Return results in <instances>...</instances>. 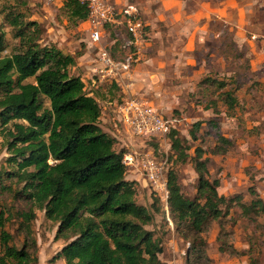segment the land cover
Returning a JSON list of instances; mask_svg holds the SVG:
<instances>
[{
    "label": "rangeland",
    "instance_id": "rangeland-1",
    "mask_svg": "<svg viewBox=\"0 0 264 264\" xmlns=\"http://www.w3.org/2000/svg\"><path fill=\"white\" fill-rule=\"evenodd\" d=\"M66 1L0 0L4 37L0 58L22 46L18 30L9 25L17 16L25 35L32 34L38 46H53L74 57L70 74L84 80L86 91L96 98L100 127L115 139L114 150L152 149L156 159L165 161L166 173H176L181 194L189 200L198 195L196 151L201 153L200 161L206 160L209 178L219 181L218 194L231 199L228 216L208 220L201 232L191 230L183 220L174 217V221L171 215L170 228L161 210L156 211L155 197L142 174L131 171L125 176L135 182V203L153 218L145 229L161 243L158 257L162 264H264V213L244 209L252 199L250 188L264 203V58L255 50L259 37L249 43L222 22H212L210 28L219 36L213 39L210 35L203 41L205 34L198 33L196 41L188 43L185 27L165 22L148 24L137 1L128 0L139 8L146 23L143 56L116 83H100L93 75L99 47L89 42L82 21L71 17ZM246 36L251 37L248 32ZM125 40L123 31L107 27L101 44L110 47L112 56L120 60L130 52ZM226 91L237 98L232 110H228L223 96ZM125 97L149 104L171 122L187 147L184 160L176 158L168 137L147 141L127 131L113 112V104ZM47 109L48 101L43 100V110ZM196 122L201 126L194 139L191 131ZM7 144L8 138L0 132V212L4 213V231L11 236L8 245L21 249L27 242L26 248L34 252L37 264H65L62 259H52L70 240L56 238L58 224L18 194L22 184L7 178L16 168L7 161ZM29 211L35 217L25 233L21 214ZM189 244L195 246L196 253H187Z\"/></svg>",
    "mask_w": 264,
    "mask_h": 264
},
{
    "label": "trees",
    "instance_id": "trees-1",
    "mask_svg": "<svg viewBox=\"0 0 264 264\" xmlns=\"http://www.w3.org/2000/svg\"><path fill=\"white\" fill-rule=\"evenodd\" d=\"M65 6L71 17L85 20L86 8L77 0H67ZM9 25L18 30L22 46L0 58V132L8 138L7 161L16 167L7 178L22 184L18 194L58 224L56 238L70 240L52 261L162 264L158 257L161 243L145 229L153 218L135 203V182L125 178L127 171L121 163L124 151L114 150L115 139L100 127L96 98L78 76L70 74L74 57L53 46H38L32 34L25 35L17 16ZM3 41L0 27V52ZM232 91L223 95L228 110L237 104ZM43 100L48 101L47 110H43ZM200 126L199 122L192 125V138ZM168 139L176 158L184 160L187 147L176 131L171 130ZM196 152L197 197L189 200L181 194L172 170L167 174V189L172 219L183 220L191 230L201 232L208 220L228 216L231 199L218 194L219 181L209 178L206 160L200 161L201 153ZM249 192L252 199L244 209L264 213V203L256 191L250 188ZM154 201L156 211L161 210L158 199ZM21 217L28 233L35 214L29 211ZM10 239L0 212V264H37L27 242L17 249L8 245ZM191 250L196 253L195 246L189 244L187 253Z\"/></svg>",
    "mask_w": 264,
    "mask_h": 264
},
{
    "label": "built area",
    "instance_id": "built-area-1",
    "mask_svg": "<svg viewBox=\"0 0 264 264\" xmlns=\"http://www.w3.org/2000/svg\"><path fill=\"white\" fill-rule=\"evenodd\" d=\"M87 11L85 32L89 42L99 47L96 56L94 77L100 83L117 82L141 60L147 42V29L141 18L139 8L132 3L119 4L108 0H77ZM111 27L123 31L126 35L125 44L130 52L116 60L110 47L101 43L105 30ZM84 83V80L81 79ZM113 112L117 120L136 138L150 141L152 138L164 140L172 129L171 122L160 115L156 109L137 98L125 97L113 104ZM127 172L139 171L155 198L158 199L164 216L170 226L168 203L167 174L165 161L155 158L153 150L145 152H124L121 159Z\"/></svg>",
    "mask_w": 264,
    "mask_h": 264
},
{
    "label": "crops",
    "instance_id": "crops-1",
    "mask_svg": "<svg viewBox=\"0 0 264 264\" xmlns=\"http://www.w3.org/2000/svg\"><path fill=\"white\" fill-rule=\"evenodd\" d=\"M128 4V0H108ZM148 24L165 22L188 30L187 42H195L197 34L214 39L219 36L210 25L222 22L228 29L236 30L240 39L249 43L259 37L255 50L264 58V0H135ZM142 18V17H141ZM145 23V22H144ZM146 24V23H145ZM250 30H254L250 32ZM250 33L249 39L246 34Z\"/></svg>",
    "mask_w": 264,
    "mask_h": 264
}]
</instances>
